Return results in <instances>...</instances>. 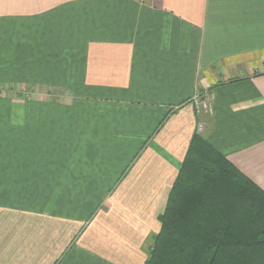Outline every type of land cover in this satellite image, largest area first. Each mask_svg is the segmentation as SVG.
<instances>
[{
	"label": "crops",
	"instance_id": "crops-1",
	"mask_svg": "<svg viewBox=\"0 0 264 264\" xmlns=\"http://www.w3.org/2000/svg\"><path fill=\"white\" fill-rule=\"evenodd\" d=\"M197 134L264 190V0H0V264H145Z\"/></svg>",
	"mask_w": 264,
	"mask_h": 264
},
{
	"label": "trees",
	"instance_id": "trees-1",
	"mask_svg": "<svg viewBox=\"0 0 264 264\" xmlns=\"http://www.w3.org/2000/svg\"><path fill=\"white\" fill-rule=\"evenodd\" d=\"M145 264H264V190L193 137Z\"/></svg>",
	"mask_w": 264,
	"mask_h": 264
},
{
	"label": "built area",
	"instance_id": "built-area-1",
	"mask_svg": "<svg viewBox=\"0 0 264 264\" xmlns=\"http://www.w3.org/2000/svg\"><path fill=\"white\" fill-rule=\"evenodd\" d=\"M212 95L209 92H204V98L202 99L200 95H195L192 100L195 103L196 107L203 108L205 111H212L211 98ZM202 129V124H199V130Z\"/></svg>",
	"mask_w": 264,
	"mask_h": 264
},
{
	"label": "rangeland",
	"instance_id": "rangeland-1",
	"mask_svg": "<svg viewBox=\"0 0 264 264\" xmlns=\"http://www.w3.org/2000/svg\"><path fill=\"white\" fill-rule=\"evenodd\" d=\"M25 91V90H24ZM27 91V90H26Z\"/></svg>",
	"mask_w": 264,
	"mask_h": 264
}]
</instances>
